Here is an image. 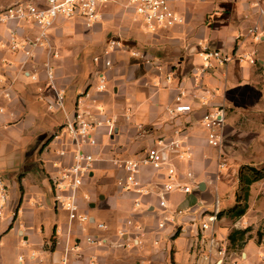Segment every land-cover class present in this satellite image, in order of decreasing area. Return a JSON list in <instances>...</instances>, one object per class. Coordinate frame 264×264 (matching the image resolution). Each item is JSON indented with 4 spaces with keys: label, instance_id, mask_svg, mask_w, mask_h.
<instances>
[{
    "label": "crops",
    "instance_id": "crops-1",
    "mask_svg": "<svg viewBox=\"0 0 264 264\" xmlns=\"http://www.w3.org/2000/svg\"><path fill=\"white\" fill-rule=\"evenodd\" d=\"M125 1L104 4L101 21L91 28L80 19H56L49 31V52L35 48L33 58L26 60L2 45L6 31L0 29V63H10L1 75L4 83L12 81L10 100L0 97V174L15 175L19 191L14 184L9 189L8 214L0 222V264H215L220 248L223 264H256L264 246V180L250 186L243 216L230 219L217 213L235 204L240 166L264 167V17L256 16L249 0H170L176 15L182 14L180 22L147 33ZM192 1L198 6L184 5ZM254 23L262 29L260 40L236 41ZM20 33L33 36L34 30L25 27ZM110 40L120 48L104 55ZM204 47L232 59L196 77ZM242 56L255 61H239ZM46 63L52 67L54 87L63 91L61 109L54 107ZM100 78L102 91L97 90ZM178 87L190 111L171 116L167 109L175 105ZM202 94L211 96L205 105L199 100ZM219 107L224 109L222 143L214 149L206 143L200 118ZM76 111L101 123L94 134L97 145L83 148L95 159L77 191L78 214L87 215V222L69 220L56 206L52 187V179L72 160L65 125ZM160 137L181 140L188 149L187 159L169 155V162L191 191L166 194V208L158 206L157 195L165 182L164 168L141 167L137 179L149 190L144 195L121 191L117 179L123 172L113 164L141 157ZM32 145H41L43 175L38 180L29 172ZM53 146L58 149L51 154ZM220 185H235L232 205L220 202ZM253 185L256 208L251 217ZM41 186L49 188L50 203L40 195ZM215 210L212 230L201 231L200 223ZM245 228L250 229L245 239L231 246L228 235ZM86 237L103 242L87 244Z\"/></svg>",
    "mask_w": 264,
    "mask_h": 264
},
{
    "label": "built area",
    "instance_id": "built-area-1",
    "mask_svg": "<svg viewBox=\"0 0 264 264\" xmlns=\"http://www.w3.org/2000/svg\"><path fill=\"white\" fill-rule=\"evenodd\" d=\"M114 0H15L9 5L0 8V29L6 31L4 41H1L11 53H20L24 59L33 58L32 50L35 48H44L50 50L48 43L49 31L58 18L70 20L80 19L87 28L93 27L101 21L100 9L104 4L112 3ZM251 9L258 18L264 17V0H249ZM125 7L131 9L135 18L140 22L147 33H156L160 30L170 29L180 22L176 15L170 0H126ZM25 27L34 30L33 36L23 35L20 33ZM262 37V29L257 23L248 27L244 33H238L236 41H243L246 38L257 42ZM120 48V43L116 40L108 42L104 55ZM202 65L196 70V77H200L206 70L212 68L214 64L227 63L232 59L231 54L223 53L217 49L204 47L199 53ZM239 61L248 60L251 64L254 59L238 57ZM94 62L98 57L93 58ZM25 63V62H24ZM10 63L3 61L0 63V97L10 100L12 81L4 83L2 71L9 68ZM44 71L49 86L54 90L55 101L54 107L61 109L63 107L64 95L62 90H58L53 85V70L46 63ZM31 79H35L31 76ZM168 79V77H167ZM98 91L104 90L103 79L100 78ZM185 92L178 87V93L174 97V106L167 109L171 116L175 114H186L190 107L182 103ZM211 96L202 94L200 102L202 105L207 103ZM3 108L0 106V114ZM224 109L222 107L205 111L200 123L206 131V143L214 149H219L222 143ZM101 127V123H94L87 119L82 113L75 112L73 118L65 125L68 137L73 146L71 163L61 167L59 176L52 179L54 191V202L60 209L68 213L69 220L78 219L81 222H87L88 216L78 214L77 191L82 185L84 177L91 172L94 157L92 154L85 152L84 147H94L97 145L94 134ZM108 133L111 127L106 126ZM178 134V131H174ZM63 152H61V155ZM169 155H174L176 159L183 160L188 158V149L183 146L181 140H165L158 138L155 143L148 147L143 155L136 159H116L113 164L122 170L123 175L117 179V186L121 191H134L139 194H148L149 190L141 185L137 175L143 166H149L154 170L165 169V182L161 185L158 195V206L166 208L165 195L168 193L178 192L187 194L191 191V186L182 182L174 166L169 162ZM186 178L192 180L191 172H186ZM9 188L6 180L0 174V222L8 214ZM139 202L136 201L134 206L137 207ZM216 221V210L207 217V220L200 223L199 229L205 231L211 229V224ZM164 223L158 224L163 227ZM98 228L104 229L103 224H98ZM121 234V233H119ZM85 242L91 245H100L103 239L96 237H86ZM210 238V246L213 244ZM75 248V247H74ZM210 250L208 251V255ZM220 258L215 264H223L224 249L217 250Z\"/></svg>",
    "mask_w": 264,
    "mask_h": 264
},
{
    "label": "rangeland",
    "instance_id": "rangeland-1",
    "mask_svg": "<svg viewBox=\"0 0 264 264\" xmlns=\"http://www.w3.org/2000/svg\"><path fill=\"white\" fill-rule=\"evenodd\" d=\"M7 0H0V5L4 4ZM187 8H191V7H197L198 6V2L192 1V2H187L184 4ZM178 16L182 17L181 13H177ZM211 46V45H210ZM109 86V85H108ZM41 146V145H40ZM40 146L38 148L37 147H33L32 145V149L31 152L34 156V164L32 165V169L29 170V172H31L32 177L35 178L36 180L41 179L42 175H43V171L41 169V164H40V156H39V149ZM58 149V146H53L49 149L50 153L53 154V150L56 151ZM42 157V156H41ZM228 163H230V161H227ZM232 164V162H231ZM5 180L7 181V183L9 184V189L13 188V184L15 185V189L18 192L19 195V191H18V182H17V177L14 175H3ZM218 194H219V200L220 202L225 203V205L227 204H233L234 203V192H235V185L233 187L227 185V186H219L218 189ZM40 195L44 196L46 202L50 203L52 200V194L49 190V188L47 186L40 188ZM249 209H248V213L250 214L251 217L255 216L254 213L252 212V208H256L254 203H255V199H254V185L251 187V192H250V196H249ZM28 205V203H27ZM254 206V207H253ZM261 224V223H260ZM261 226V225H260ZM260 252L256 255V264H264V260H262V257H264V246L260 247Z\"/></svg>",
    "mask_w": 264,
    "mask_h": 264
},
{
    "label": "trees",
    "instance_id": "trees-1",
    "mask_svg": "<svg viewBox=\"0 0 264 264\" xmlns=\"http://www.w3.org/2000/svg\"><path fill=\"white\" fill-rule=\"evenodd\" d=\"M238 187L235 195V204L224 212L217 213L218 216L225 215L230 219H238L247 210V200L250 186L260 180H264V167L257 168L251 165H242L237 172ZM249 228L234 230L228 235L231 246L243 241Z\"/></svg>",
    "mask_w": 264,
    "mask_h": 264
}]
</instances>
